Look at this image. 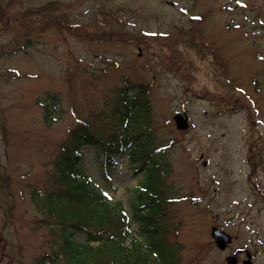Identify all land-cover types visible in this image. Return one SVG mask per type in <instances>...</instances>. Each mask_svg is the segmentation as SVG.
Segmentation results:
<instances>
[{
	"label": "rangeland",
	"instance_id": "obj_1",
	"mask_svg": "<svg viewBox=\"0 0 264 264\" xmlns=\"http://www.w3.org/2000/svg\"><path fill=\"white\" fill-rule=\"evenodd\" d=\"M53 3L67 10L63 29L43 23L7 32L38 17L30 9L47 12ZM229 3L0 0V250L4 243L10 264H36L51 248L50 227L32 191L53 189L61 145L79 121L99 129L114 119L124 81L150 92L154 148L174 144L165 155L171 170L164 199H181L165 205L161 218L185 264H226V255L236 252L264 264V0H243L231 10ZM28 37L30 49L11 52ZM230 83L242 85L243 94ZM53 93L61 116L57 111L55 122H47L38 101ZM176 111L190 114L192 129L176 130ZM83 150L86 170L104 184L96 151ZM112 184L113 198L128 207L137 181L127 161L113 172ZM213 225L232 232L227 250L216 248Z\"/></svg>",
	"mask_w": 264,
	"mask_h": 264
},
{
	"label": "trees",
	"instance_id": "obj_2",
	"mask_svg": "<svg viewBox=\"0 0 264 264\" xmlns=\"http://www.w3.org/2000/svg\"><path fill=\"white\" fill-rule=\"evenodd\" d=\"M16 30L10 29L9 32ZM144 108L145 105L139 104L133 114L123 115L122 120L119 119V126L110 135L100 133L94 137L87 130L88 128L82 126V129L72 134L74 145L77 144V149L83 145L96 146L105 155L107 154V165L111 164V157L118 154H127L132 162L143 160L142 164L146 165L148 160L143 150L133 148L129 153L127 151L136 143L137 138L131 135L135 128L134 119L136 115L143 112ZM117 133L118 139H112ZM124 133L126 137L122 139ZM74 154L78 158V153L73 150L64 154L61 159L62 166L59 168L58 176L67 189L48 192L41 199L40 206L46 220L48 224L58 228L61 239L54 243V254L51 257H45L41 264H178L170 253L152 255L142 248H138L137 251L133 247L124 246L126 240H133V238L129 233L131 223L129 224L128 217H125L123 207L120 203L112 202L105 192L99 191L87 176L75 172L77 165L73 161ZM157 165L154 164L150 168L145 180L136 190L139 194L136 196L141 199L142 208L135 206V213L144 208L149 211L148 205L154 206L149 203L147 196L155 193L156 191L153 190L159 185L156 173H152L153 169H157ZM136 220L145 232L159 233L154 218L148 214L140 213ZM70 230L78 231L86 236L85 241L79 240ZM52 233L55 236L58 235L56 229L52 230Z\"/></svg>",
	"mask_w": 264,
	"mask_h": 264
},
{
	"label": "bare ground",
	"instance_id": "obj_3",
	"mask_svg": "<svg viewBox=\"0 0 264 264\" xmlns=\"http://www.w3.org/2000/svg\"><path fill=\"white\" fill-rule=\"evenodd\" d=\"M119 91V90H118ZM145 138H140V139H135L136 140V143H138V142H140V141H142V140H144Z\"/></svg>",
	"mask_w": 264,
	"mask_h": 264
},
{
	"label": "water",
	"instance_id": "obj_4",
	"mask_svg": "<svg viewBox=\"0 0 264 264\" xmlns=\"http://www.w3.org/2000/svg\"><path fill=\"white\" fill-rule=\"evenodd\" d=\"M222 239H223L222 237H220V236L218 237V240H219V243H220V244H221V242H222Z\"/></svg>",
	"mask_w": 264,
	"mask_h": 264
}]
</instances>
